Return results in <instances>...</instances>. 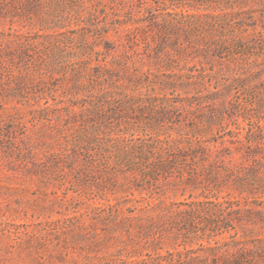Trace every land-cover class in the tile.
Instances as JSON below:
<instances>
[{"label": "rangeland", "instance_id": "1", "mask_svg": "<svg viewBox=\"0 0 264 264\" xmlns=\"http://www.w3.org/2000/svg\"><path fill=\"white\" fill-rule=\"evenodd\" d=\"M81 3L0 15V30L43 45L32 64L0 65V264H149L178 250L181 263L201 245L264 238V0L226 33L184 2ZM82 102L98 130L74 122ZM86 142L115 146L72 162ZM198 143L205 160L158 171L146 157ZM192 203L191 220L172 214Z\"/></svg>", "mask_w": 264, "mask_h": 264}, {"label": "trees", "instance_id": "2", "mask_svg": "<svg viewBox=\"0 0 264 264\" xmlns=\"http://www.w3.org/2000/svg\"><path fill=\"white\" fill-rule=\"evenodd\" d=\"M44 0H0V15H4V12L15 11L18 9L29 11V7L32 5L39 6L42 4ZM122 2L124 0H98L103 6H109L110 3L114 2ZM141 1V0H139ZM143 3L148 6L146 9L151 8L152 2L156 0H142ZM175 3L179 4L184 2L187 4L188 9V17H201L204 19H208L212 26L219 28L221 31L225 32V30H235L239 28V22H241L247 12V5L250 2H255L256 0H236L227 1L224 4L218 2L216 6L207 5L209 0H172ZM81 7L84 8V0H81ZM263 6L264 4H258ZM200 9L205 12H200ZM191 10H196L197 12H189ZM18 15V14H16ZM262 23L264 24V9L262 11ZM13 21L11 20V24ZM154 26L160 29L163 26L160 25L158 21H154ZM104 35L103 31L98 34V37H102ZM41 37V36H40ZM39 37V38H40ZM3 38H7L3 40ZM5 41V42H4ZM235 46L239 43V39L236 40ZM13 45V46H12ZM43 45L38 40H35V37L32 35H28L27 32H16L10 29L0 30V65L7 64L12 69L17 62L24 61V58H28L29 62L32 64L35 61V58L32 57V54H36L40 52V47ZM32 51V53H30ZM39 61H43V56L39 57ZM17 88H20L22 83L24 82L22 77H18L17 80ZM130 107L133 106V102L130 101V104L127 103ZM78 105V104H77ZM78 110H76V114L80 116L79 120H75L74 122H79L81 125H88L90 122L92 123L93 129H99L101 127L98 122V114L93 113L88 102H82L77 106ZM102 122V121H100ZM90 125V124H89ZM95 125V126H94ZM98 125V126H97ZM91 127V126H90ZM117 138L120 136L117 134ZM106 143H109L106 141ZM114 143L110 146L108 144L101 145H91L90 142H86V144L79 145V148L72 149V162H77L78 157L82 156L83 159H87L90 157L95 160L96 156L100 153L111 152L112 147H114ZM206 149L207 146H204L203 143H198L197 146H191L190 148L184 147H165L155 149L154 146L151 145L150 150H148L146 157L151 163H155V168L158 171H164L165 169L174 168V165L178 162L192 159V160H205L206 159ZM135 150V149H133ZM131 154L130 151H128ZM136 154L140 155L142 158V153L137 149ZM129 156V155H128ZM127 156V157H128ZM199 158V159H197ZM98 158L96 159V161ZM195 160V161H196ZM124 163L130 164L129 160H125L122 158ZM167 163L170 165L167 166ZM73 164V163H72ZM72 164H68L67 167H71ZM38 165H36L37 167ZM126 168V165L121 164L117 165L116 169L123 170ZM131 188L130 185L127 186ZM118 203H113L111 207H118ZM196 203H192L188 205V208L183 210L173 211L172 214L181 215V218H185L191 220L196 213H198V209L195 207ZM198 206L200 204L198 203ZM200 208V207H199ZM201 211L204 209L200 208ZM240 211L241 218H238L239 221L247 220L244 219L245 215L242 208L237 209ZM201 215V214H200ZM187 216V218L185 217ZM201 219L204 216H200ZM183 220V221H184ZM213 220H211L212 222ZM172 223L175 224V228H178V222L176 220H171ZM232 224L227 225L226 230L231 227ZM199 229L197 227L193 228L192 233L198 232ZM202 248L199 249L201 252L196 256H189L186 260H182L183 252L181 250L170 252L167 256H161L157 259H152L149 261V264H154L156 261L158 264H264V238H252L248 239L246 236L231 238L228 241H223L221 243H215L213 245H201ZM189 252V251H187ZM187 252H185L187 254ZM184 253V254H185ZM201 258L200 263L194 262L195 259Z\"/></svg>", "mask_w": 264, "mask_h": 264}]
</instances>
